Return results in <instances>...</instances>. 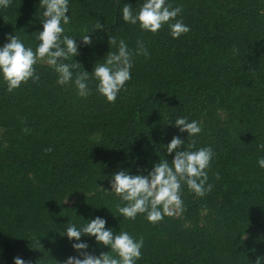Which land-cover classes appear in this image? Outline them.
I'll use <instances>...</instances> for the list:
<instances>
[{
  "label": "trees",
  "instance_id": "1",
  "mask_svg": "<svg viewBox=\"0 0 264 264\" xmlns=\"http://www.w3.org/2000/svg\"><path fill=\"white\" fill-rule=\"evenodd\" d=\"M121 2L139 9L143 0H70L64 33L77 38L74 59L89 73L108 53L110 34L133 53L143 42L148 55H134L115 102L94 83L79 97L44 63L36 66L39 80L12 91L0 79V264L16 257L63 264L78 255L62 237L66 224L97 216L143 239L137 264H264V0H168L190 28L179 38L167 24L154 34L125 24ZM43 11L39 0L0 8V46L16 33L35 48ZM97 22L104 28L83 45L79 38ZM179 117L198 121L201 133L187 141L169 124ZM177 135L185 147L194 140L192 150L213 148L212 190L200 197L182 186L178 218L119 217L124 202L103 190L108 179L118 170L147 174L160 156L171 162L161 145ZM82 240L90 254L109 251Z\"/></svg>",
  "mask_w": 264,
  "mask_h": 264
},
{
  "label": "clouds",
  "instance_id": "2",
  "mask_svg": "<svg viewBox=\"0 0 264 264\" xmlns=\"http://www.w3.org/2000/svg\"><path fill=\"white\" fill-rule=\"evenodd\" d=\"M10 4L11 0H0V8H7ZM69 5L70 0H39V7L44 9V19L41 22L42 30L36 36L38 44L35 48L26 46L16 33L6 36L7 42L0 46V79L7 84L8 91H12L30 79L34 82L39 80L36 66L44 63L57 74L58 85H74L79 97L86 98L91 95V85L94 83L98 94L106 98L107 102H115L126 82L131 79L134 55L146 57L148 50L142 41H137V48L133 53L124 39H117L110 34L108 53L94 64L92 72L89 73L74 59L79 55L77 38L64 34L65 26L72 18L71 15H66L70 12ZM121 5L123 7L120 8L119 15L122 21L125 24L138 25L143 31L154 34L165 24L170 28L173 38H179L190 31L189 26L182 20L176 19L182 9L173 7L168 0H143L139 9L123 2ZM103 28L97 22L79 39L83 45L91 46L95 38L92 33ZM110 46L115 51H110ZM169 124L178 128L181 134L187 133V141L202 131L198 121H189L187 117H179ZM186 144L179 135L173 136L166 146L161 145L167 154L173 156L171 162L160 156L159 162L153 164L147 174L140 171L133 175L130 169L118 170L108 179L110 190L100 187L105 192L115 193L124 202V206L118 207L119 217L134 220L138 214H146L149 222L157 223L164 216H172L183 210L182 186L186 185L200 197L212 190V185L208 183L207 169L214 157L213 148L201 147L192 150L194 140L187 147ZM258 166L264 169V158L258 160ZM82 220L84 223L81 226L68 222L63 230L62 237H67L73 250L78 253L69 256L63 264H137L140 260L144 244L142 238H136L121 229L117 232L106 227L107 221L99 216ZM85 236L94 238L98 246L109 251L100 252L99 255L90 254L87 251L88 243L82 240ZM14 264L28 262L16 257Z\"/></svg>",
  "mask_w": 264,
  "mask_h": 264
},
{
  "label": "rangeland",
  "instance_id": "3",
  "mask_svg": "<svg viewBox=\"0 0 264 264\" xmlns=\"http://www.w3.org/2000/svg\"><path fill=\"white\" fill-rule=\"evenodd\" d=\"M173 216H175V217H181V212L179 211V212H177V213H175Z\"/></svg>",
  "mask_w": 264,
  "mask_h": 264
},
{
  "label": "water",
  "instance_id": "4",
  "mask_svg": "<svg viewBox=\"0 0 264 264\" xmlns=\"http://www.w3.org/2000/svg\"><path fill=\"white\" fill-rule=\"evenodd\" d=\"M116 3L118 4V0H116Z\"/></svg>",
  "mask_w": 264,
  "mask_h": 264
}]
</instances>
